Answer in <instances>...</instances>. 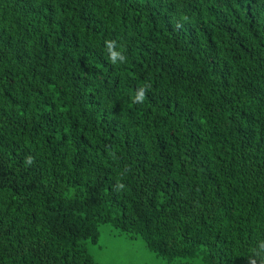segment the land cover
<instances>
[{
	"label": "trees",
	"instance_id": "1",
	"mask_svg": "<svg viewBox=\"0 0 264 264\" xmlns=\"http://www.w3.org/2000/svg\"><path fill=\"white\" fill-rule=\"evenodd\" d=\"M104 224L264 264V0H0V264H99Z\"/></svg>",
	"mask_w": 264,
	"mask_h": 264
},
{
	"label": "rangeland",
	"instance_id": "2",
	"mask_svg": "<svg viewBox=\"0 0 264 264\" xmlns=\"http://www.w3.org/2000/svg\"><path fill=\"white\" fill-rule=\"evenodd\" d=\"M110 229H112L111 226L107 224L100 226V233L103 234L100 241L106 245L104 251L98 250L101 243L87 244L89 253L96 258L99 264H166L141 245L134 246L132 243H123L111 239L112 236L108 235ZM140 244L145 246L143 242Z\"/></svg>",
	"mask_w": 264,
	"mask_h": 264
},
{
	"label": "clouds",
	"instance_id": "3",
	"mask_svg": "<svg viewBox=\"0 0 264 264\" xmlns=\"http://www.w3.org/2000/svg\"><path fill=\"white\" fill-rule=\"evenodd\" d=\"M108 47H109V49H111L112 44L109 43V44H108ZM112 55H113V58H114V57L116 56V53H113ZM138 98H139V99H142V98H143V90H141L140 95H139Z\"/></svg>",
	"mask_w": 264,
	"mask_h": 264
}]
</instances>
